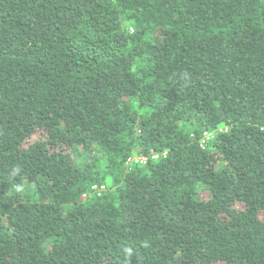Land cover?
<instances>
[{
  "label": "trees",
  "instance_id": "trees-1",
  "mask_svg": "<svg viewBox=\"0 0 264 264\" xmlns=\"http://www.w3.org/2000/svg\"><path fill=\"white\" fill-rule=\"evenodd\" d=\"M0 264H264V0H0Z\"/></svg>",
  "mask_w": 264,
  "mask_h": 264
},
{
  "label": "built area",
  "instance_id": "built-area-1",
  "mask_svg": "<svg viewBox=\"0 0 264 264\" xmlns=\"http://www.w3.org/2000/svg\"><path fill=\"white\" fill-rule=\"evenodd\" d=\"M143 161L145 160V158H141Z\"/></svg>",
  "mask_w": 264,
  "mask_h": 264
}]
</instances>
